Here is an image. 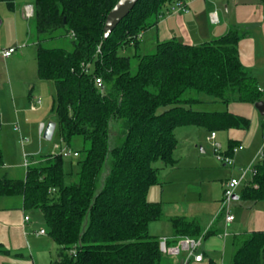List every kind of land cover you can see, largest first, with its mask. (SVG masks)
<instances>
[{"label":"trees","instance_id":"1","mask_svg":"<svg viewBox=\"0 0 264 264\" xmlns=\"http://www.w3.org/2000/svg\"><path fill=\"white\" fill-rule=\"evenodd\" d=\"M0 1L15 9L16 0ZM118 1L31 4L30 20L39 38L38 76L56 89L53 120L66 145L72 147L75 138H82L86 146L70 184L65 182L66 158L41 155L23 178L0 176V199L21 198L26 212L41 211L47 235L59 247L51 264H164L160 238L149 233L152 222L164 219L163 208L149 201L148 193L162 184L161 170L176 165V130L250 127L240 116L196 110L194 106L203 102L201 95L225 105L256 104L263 98L256 79L242 66L238 29L201 45L172 39L158 43L150 53L123 56L120 52L136 46L140 34L186 0H139L105 40L106 18ZM69 35L71 50L42 46L43 41ZM1 123L0 117V127ZM238 146L231 142L226 155L233 156ZM253 182L258 188L246 187L243 197L264 202V165H258ZM170 221L174 243L203 234L196 220ZM234 244L231 264H264V232L238 236ZM8 253L0 244V255Z\"/></svg>","mask_w":264,"mask_h":264},{"label":"crops","instance_id":"2","mask_svg":"<svg viewBox=\"0 0 264 264\" xmlns=\"http://www.w3.org/2000/svg\"><path fill=\"white\" fill-rule=\"evenodd\" d=\"M186 4L188 8L187 12L165 15L159 20L156 26L142 33L138 44L131 48L135 50L141 49V54H146V52L153 50L158 43L172 39H176L187 45H201L220 38L226 35L231 29L236 28L242 35L238 45L242 66L249 76L256 79L263 95L262 100L264 101V0H186ZM212 12L218 14L219 22L216 24L210 20V14ZM22 100L21 97L18 98L19 103ZM208 103L203 100L202 103L196 104V110L206 111L199 108H205ZM38 110L32 111L36 112ZM215 112H227L250 121V127L246 130L237 128L215 130L216 140H218V144L221 146L220 150L224 152L223 154L226 155L231 142L243 145V149L240 150L239 154L234 155L235 168L232 167L229 171L225 169L219 174L220 178L217 180L215 188L216 198H218L216 203H213L211 208L208 206V209H206L203 208L202 201H197L196 199L198 198L196 197H193L192 199L194 200H190L189 202L183 195L184 190L181 188L182 185H180L181 196L178 200H181L180 204L184 205L182 212L174 213L173 211H163L164 219L156 221H163V225H157L152 222L149 226L151 236L157 238L169 237V243L174 245L176 243H174V228L170 221L171 218L185 217L199 222L203 231L201 236L203 237V243L200 252L204 255V260L200 263L192 261L190 264H226L227 259L229 261L228 264H231L236 249L234 244L236 237L253 232H264V202L249 201L243 197V194L242 196L237 195V198H235L237 202L241 197L245 201H248V203L243 204V208L240 209L243 217L239 219L236 216L232 222L226 221V212L221 206L226 182L231 176L237 174V170L247 165L250 166L253 162L257 161L260 165H264V152L260 151L262 150L261 147L264 141V116H261L255 104L241 102H232L226 105L225 111ZM1 114L2 111H0L2 121ZM51 121H54L53 118ZM198 127L187 126L177 129H182L186 134V147H190L189 149L181 151L180 141L178 140V147L175 151L176 165L169 167V169L178 171L183 163L189 162L190 158H196L197 166L205 169V164L201 162L204 151L201 150V152L199 151L195 154L191 150V146L197 142L196 131ZM190 132L191 134H189ZM209 134H211V131L208 130V136L206 137L208 142H210L208 140ZM34 154L32 153L33 156L31 157L32 163L37 162L41 156L36 153ZM22 167L24 170V166ZM223 167L226 166L223 164ZM9 170L6 166H3L0 168V176L15 174L14 171L10 170V172ZM205 170L210 173L212 172L211 167ZM204 174L205 172L202 170L198 182L202 181ZM224 178L227 179L225 180ZM187 186L186 184V188ZM159 187L162 186L159 185ZM163 192L165 191L161 193L163 194ZM10 200H14L15 203L9 205L8 201ZM151 202L164 204L161 199L159 200L157 198L151 200ZM204 210L210 214L208 222L203 225L202 217ZM25 216L30 217L29 222H24ZM43 223L40 224L33 221L31 213L24 210L21 198L0 199V244L9 251L8 254L0 255V264H35L36 262L32 258L28 260L24 254L26 251H32L31 247L35 249L37 239L43 244L46 243L42 242L41 239L47 237V232L45 235L39 234L40 230H45L42 227ZM158 227H162V230L160 231ZM209 231H213L214 234L207 237L206 233ZM158 235L161 237H158ZM40 249L38 247L39 251ZM38 250L37 252H39ZM184 258V254L178 257L165 256L164 264H183Z\"/></svg>","mask_w":264,"mask_h":264},{"label":"rangeland","instance_id":"3","mask_svg":"<svg viewBox=\"0 0 264 264\" xmlns=\"http://www.w3.org/2000/svg\"><path fill=\"white\" fill-rule=\"evenodd\" d=\"M32 3L33 0H16L15 9H9L5 2L0 1V111H2L0 149L3 152L4 166H6L8 170L10 169L15 172V174H10V177L15 179L23 178L26 168L24 167L25 169L23 170L22 166L27 160L29 163L31 162L32 153L39 155H58L61 147L64 146V141L60 137L58 127L51 141L45 140L39 130L41 123L47 125L54 117L51 109L56 95V89L53 82L43 81L38 76L37 52L39 38L35 25L33 21L27 17L25 9L27 4ZM42 46L47 49L63 48L71 50L73 48V39L70 35L67 37H58L43 41ZM9 48H14L16 52L12 57L4 58L3 51ZM141 51V49L135 50L130 47L127 48V50L121 51L120 54L132 57L136 53L141 54ZM146 53L150 52L148 51ZM20 97L23 99L21 103L18 101ZM33 99L42 100V106L36 112H33L31 109ZM201 99L209 103L205 108L199 109L211 112L226 110V105L216 101L217 99L214 97L201 95ZM194 108L197 109L195 106ZM182 132V129L177 130L181 151L189 149L190 147H186V134ZM189 134H191V132ZM207 134L208 130L206 128L198 127L196 131L197 142L191 146V150H193L195 154L199 151L201 152V150L204 151L201 162L205 164V169L211 167L212 172L210 173L204 168L198 167L197 161L195 160L196 158H190L188 163H183L178 171L171 170L169 167L164 168L161 172L162 184L160 186L162 187H152L148 193V200L150 201L156 198L159 200L161 199L162 203L165 204H162L163 211H173L174 213L182 212L184 205H181V200H178L181 196L180 185H182L181 188L184 190L183 195L189 202L190 200H194L192 199L193 197H196L198 198L196 199L197 201H202L203 208L206 209H208V206L211 208L213 203H216L218 198H216L215 188L216 182L220 178L219 174L225 169L229 171L232 167L235 168V160L233 166L223 167V163L216 159L214 142H208L206 140ZM215 143H219L218 140H216ZM85 146L82 138H75L72 143V148L79 151L81 156L83 155L82 153ZM261 149L260 151L264 152V141ZM220 152L224 153L221 150ZM239 152L234 155L239 154ZM77 162L78 158H69L65 160L64 171L66 184H70L76 179V173L78 172ZM257 163L258 161L256 164ZM158 165L162 166L161 162L156 164V166ZM248 166L249 165L237 170V174L231 176L228 180L231 178H240L242 169ZM202 170L205 174L202 177V181L198 182ZM224 179L226 180L227 178ZM251 179L252 177L249 175L247 181ZM186 184L188 185L187 188ZM246 185L247 182L244 181L237 188L236 195L242 196ZM162 191L165 192L162 194ZM8 203L9 205H13L15 201L10 200ZM245 203H248V201H245L241 197L238 202L234 200L231 203L229 211L230 214L234 216V220L236 216H238L239 219L243 217V213L240 212V209L243 208L242 206ZM30 213L33 216L34 222L43 223L40 210H32ZM209 214L208 211L204 210V215L202 217L203 225L208 222ZM44 223L42 227L47 231V227ZM154 223L163 225L164 222ZM37 227L39 226L37 225ZM158 228L160 231L162 230V227ZM158 237L161 236L158 235ZM161 238L169 239V237ZM41 241L46 243L43 244L37 239L35 247L33 246L35 249L31 247L32 251H26L24 256L28 260L32 258L36 262L35 264H51V262L58 257L59 247L48 235L46 238L41 239ZM38 247L41 248L40 251ZM37 250L39 252H37ZM228 263L229 261L227 259L226 264Z\"/></svg>","mask_w":264,"mask_h":264},{"label":"built area","instance_id":"4","mask_svg":"<svg viewBox=\"0 0 264 264\" xmlns=\"http://www.w3.org/2000/svg\"><path fill=\"white\" fill-rule=\"evenodd\" d=\"M26 9V14L28 18H31L34 13L33 5L27 4L25 6ZM188 8L187 5L183 2H179L175 4V6L172 7L171 12L172 13H179V12H187ZM210 20L212 23L216 24L219 22L218 19V14L216 12H212L210 14ZM142 34H140L138 37L139 39L141 38ZM16 50L14 48H9L7 50L3 51V56L4 58H10ZM100 47L98 49V53H100ZM91 70V66L87 65L86 66V72L88 73ZM97 85L101 86L102 81L101 79L96 80ZM42 106V100L40 99H35L32 103L31 109L33 111L38 110ZM46 124L41 123L39 130L40 134L44 135L45 129H46ZM208 140L210 142H214V148L216 152V159L217 161L223 163L225 166H233L234 165V155L233 156H228L220 152L221 146L218 143H215L216 141V132H211L210 136L208 137ZM243 149V145H239L234 149V154L239 152L240 150ZM59 155L63 156L66 159L69 158H77L79 157V152L72 147L66 145L64 143V146L61 147ZM30 165H32V162L25 161L24 167L27 169ZM260 163L253 162L250 166L243 168L241 172L240 178H231L226 182V186L223 192V197L221 200V206L222 209L226 212V221L227 222H232L234 221V216L230 214L229 208L231 203L235 200L236 195V190L237 188L244 182H247L246 187H253L255 189L258 188V185L253 182L254 177L257 175V168ZM251 175L252 179L250 181H247V177ZM30 217L25 216L24 222H29ZM39 234L45 235L46 231L45 230H40ZM203 243V237L199 238H191V237H184L180 238L178 242L174 245L169 244V239L167 238H160V250L165 256H173V257H178L181 254H184V263L183 264H190L192 261L195 263H200L203 262L204 260V255L200 252L201 246ZM75 254V252L73 253ZM223 264V263H222Z\"/></svg>","mask_w":264,"mask_h":264},{"label":"water","instance_id":"5","mask_svg":"<svg viewBox=\"0 0 264 264\" xmlns=\"http://www.w3.org/2000/svg\"><path fill=\"white\" fill-rule=\"evenodd\" d=\"M139 0H119L115 7L108 14L105 24H104V39H108L112 32L117 28V26L130 14L135 5ZM1 25V21H0ZM255 107L264 116V101H260L255 104ZM56 130V122L51 121L47 124L44 139L51 141ZM237 198V196L235 197Z\"/></svg>","mask_w":264,"mask_h":264}]
</instances>
